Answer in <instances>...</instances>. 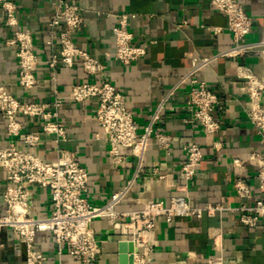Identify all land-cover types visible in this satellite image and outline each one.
Masks as SVG:
<instances>
[{
	"label": "crops",
	"instance_id": "obj_1",
	"mask_svg": "<svg viewBox=\"0 0 264 264\" xmlns=\"http://www.w3.org/2000/svg\"><path fill=\"white\" fill-rule=\"evenodd\" d=\"M16 3L17 26L6 23V12L0 6V82L5 83L16 96L33 101H51L54 90L62 98L60 118L68 130L64 145L76 153L90 174L86 196L93 204H103L121 190L134 175L138 158L131 148H126L122 164H114L110 156V143L96 117L97 100L92 98L76 102L71 98L72 86L81 81H110L119 88L127 105L138 122L142 133L152 121L159 103L178 84L182 76L201 58L210 56L232 45V35L227 28V17L214 8L210 0H70L77 4L84 22L75 31V45L106 64L100 74H88L82 64L56 69V83L49 60L59 45L48 44L51 37L50 17L56 0H12ZM253 20L248 41H264V0H239ZM123 12L135 15L130 19L133 42L145 46L147 53L124 65L115 58L114 27ZM18 27L33 34L34 48L40 57L35 69L37 84L25 90L19 84L17 46L8 41ZM212 27H220L213 32ZM252 68L264 77V58L259 51L239 57H220L202 68L195 76L207 82L220 99L215 115L221 122L220 130L205 134L200 126L188 122L191 113L186 101L191 87L189 79L181 83L167 98L165 106L153 122V134L145 152L142 170L119 210L138 207V198L158 199L168 202L172 195H187L193 203L223 202L238 205L241 199L233 185L238 175L244 176L259 196L255 176L256 164L249 155L259 150L264 153L256 128L249 120L248 97L244 79L238 66ZM26 130L38 131L41 141L33 151L53 161L58 156L57 143L52 134L41 130L40 118H21ZM7 121L0 112V146L8 145ZM171 134L169 150L158 146L154 134ZM20 148H26L16 138ZM200 144L203 158L197 164V174L187 183L181 167L185 161L183 147L190 142ZM219 143V147H216ZM245 160L244 168L234 166L233 159ZM8 175L0 167V215L5 212L4 193ZM31 213L44 217L51 212V193L48 188L30 187ZM264 197V194H263ZM102 246L98 264H120L121 234L118 226L96 218L92 222ZM223 230L222 254L233 264H264V220L256 227L239 222L231 213L205 215L200 219L178 217L168 222L159 217L155 229L156 243L147 264H202L219 251L214 246L210 231ZM49 232L39 231L35 249L46 254L50 264H77L67 250L60 253ZM25 246L18 242L11 229L0 230V264H23Z\"/></svg>",
	"mask_w": 264,
	"mask_h": 264
},
{
	"label": "built area",
	"instance_id": "obj_2",
	"mask_svg": "<svg viewBox=\"0 0 264 264\" xmlns=\"http://www.w3.org/2000/svg\"><path fill=\"white\" fill-rule=\"evenodd\" d=\"M210 1L214 8L226 15L232 45L197 61L159 103L152 121L142 133L138 130V122L129 109L123 92L110 81H81L72 86L70 95L74 101L83 102L92 98L97 100L96 117L110 143L112 162L122 164L126 148H131L138 158L134 175L103 204H93L86 196L90 174L76 153L63 143L68 138V130L60 118L62 98L58 91L54 90L51 101H33L16 96L5 83L0 82V112L6 118V133L10 137L8 145L0 146V167L8 175L4 193L5 212L0 215V230L11 229L18 242L26 246L27 258L23 264H50L48 256L35 249L39 231L49 232L47 239L53 238L58 251L62 253L67 250L76 258L77 264H98L102 246L92 226L96 218L118 226L120 243L133 242V264H147L156 243L155 229L159 217L170 222L178 217L200 219L205 215L215 216L229 212L237 215L239 222L248 227H256L261 219L264 220V153L259 150L253 151L249 160L256 164L255 176L260 195L255 196L254 189L244 176L238 175L233 185L236 195L241 199L238 205L223 202L195 204L187 195L176 194L168 202L138 198L136 209L117 208L125 201L142 170L145 152L153 134V122L174 90L187 79L190 80L186 106L191 116L186 121L198 124L205 134L214 135L221 128V122L215 115L220 99L205 80L195 75L220 57H239L259 51L264 58V41L246 40L252 31L253 20L243 3L239 0ZM0 6L6 12V23L17 26L16 3L12 0H0ZM134 15L131 12L119 14L118 23L113 30L115 58L124 65L131 64L147 53L145 46L133 42L130 19ZM83 22L84 18L77 4L70 0H56L49 22L51 37L47 41L48 44L59 45V51L54 52L49 60L54 83L59 64L69 66L79 61L85 72L92 75L100 74L106 68L103 61L75 45L74 33L82 28ZM220 29L212 27L215 33ZM8 43L17 46L20 86L25 90L34 88L38 81L35 69L40 57L34 48L32 32L16 27ZM238 73L244 79L245 94L249 101L248 118L256 128L261 144H264V77L244 65L238 66ZM22 117L40 118L42 132L55 137L58 151L55 160L46 161L33 151L41 141V136L38 131L26 130ZM154 136L158 146L169 150L173 140L171 134L156 132ZM16 138L26 148H20ZM215 145L219 147V143ZM183 150L185 161L181 171L189 183L197 174V164L203 158V152L200 144L195 141L185 144ZM233 164L242 169L245 160L236 157ZM33 185L50 190L51 212L47 216L35 217L31 213L30 187ZM210 235L219 253L207 258L202 264H233L227 262L221 253L223 230L214 229L210 231Z\"/></svg>",
	"mask_w": 264,
	"mask_h": 264
},
{
	"label": "water",
	"instance_id": "obj_3",
	"mask_svg": "<svg viewBox=\"0 0 264 264\" xmlns=\"http://www.w3.org/2000/svg\"><path fill=\"white\" fill-rule=\"evenodd\" d=\"M25 246V245H24ZM25 259L27 258V249L25 246ZM119 263L120 264H133L134 263V244L133 242H121L119 247Z\"/></svg>",
	"mask_w": 264,
	"mask_h": 264
}]
</instances>
